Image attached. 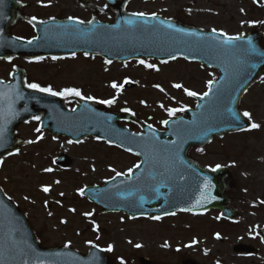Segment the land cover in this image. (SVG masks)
<instances>
[{
	"label": "rangeland",
	"instance_id": "rangeland-1",
	"mask_svg": "<svg viewBox=\"0 0 264 264\" xmlns=\"http://www.w3.org/2000/svg\"><path fill=\"white\" fill-rule=\"evenodd\" d=\"M32 2L35 10L29 13L35 16L90 18L76 0ZM127 11L177 18L229 36H243L255 29L264 32V0H135ZM102 17L101 21L114 20L108 11ZM25 33L24 27L13 32L17 36ZM19 60L0 61V73L8 75L21 65L27 74L51 84L55 91L75 88L93 97L94 102L115 100L111 106L103 105L137 117V124L124 123L136 133L141 132L143 123L162 131L163 121L195 107V97L184 89L201 96L218 76L215 70L181 59L116 65L98 58L37 64ZM147 64L154 67L147 68ZM126 81L136 83L137 89L125 91L122 86ZM113 83L118 87L113 88ZM177 83L183 87L175 88ZM68 97L70 105L79 98ZM240 108L251 114L253 122L260 125L258 129L216 138L206 149L190 152L205 168L226 167L235 174L236 190L229 192V197L240 217L231 223L215 211L198 217L177 215L164 221L100 213L97 205L82 198L81 189L100 185L117 173L128 176L138 159L94 139L75 146L66 137L55 138L50 146L53 151L45 156L36 155L42 146L33 142L23 156L4 162L0 185L28 215L29 224L47 248L68 246L87 253L96 245L106 250L113 264H140V258H148L151 264H183L189 259L200 264H264V240L258 234L264 229V80L247 92ZM172 109L180 111L169 115ZM58 158H66L67 164L59 165ZM49 168L51 172L45 171ZM44 187L50 192L45 193ZM110 246L113 251H107ZM240 247L244 249L240 251Z\"/></svg>",
	"mask_w": 264,
	"mask_h": 264
},
{
	"label": "water",
	"instance_id": "water-1",
	"mask_svg": "<svg viewBox=\"0 0 264 264\" xmlns=\"http://www.w3.org/2000/svg\"><path fill=\"white\" fill-rule=\"evenodd\" d=\"M97 1L101 0H78V3L90 7ZM105 1L107 8L115 11L113 24H102L96 19L83 24L76 19L46 23L32 20L37 38L28 44L10 34L24 19L21 5L16 0H2L0 58L22 56L35 60L77 53L99 56L112 63L185 58L219 71L221 77L212 83L210 95L204 99L197 97L195 109L169 120L167 132L160 133L145 125L144 133L135 134L120 124L136 122L130 114L113 113L86 100L79 101L80 107L73 112L58 96L35 97L24 89L19 70L9 85L0 83V161L22 147V143L16 142L17 127L34 114L44 112L41 127L52 135L69 137L74 143L94 137L140 158L141 167L131 177L116 176L100 187L83 189V196L100 206L102 213H125L134 219L216 209L221 210L222 216L236 219L238 212L228 207L227 197L236 188L234 174L223 167L204 169L191 159L190 151L205 149L216 136L250 129L252 121L243 117L239 106L247 90L264 77V34L255 31L227 44L225 33H207L158 15L154 20L151 16H133L125 12L126 4L132 0ZM129 20L136 23L129 25L126 23ZM177 28L183 31L177 32ZM134 87L132 83L124 86ZM260 236L264 239V231H260ZM243 249L240 247V251ZM141 263L150 262L141 259ZM0 264L111 263L105 251L97 247H92L88 255L67 247L44 248L27 216L0 189ZM184 264L197 263L189 260Z\"/></svg>",
	"mask_w": 264,
	"mask_h": 264
},
{
	"label": "flooded vegetation",
	"instance_id": "flooded-vegetation-1",
	"mask_svg": "<svg viewBox=\"0 0 264 264\" xmlns=\"http://www.w3.org/2000/svg\"><path fill=\"white\" fill-rule=\"evenodd\" d=\"M21 2L24 5L25 12L28 13L29 16L35 17L36 19H43V20L49 19V17L35 16L33 13L32 14L29 13L30 10H33V11L35 10V7L33 6L32 0H27V1L21 0ZM103 4L104 3H100V5L102 7L98 6V7H100L99 10L101 12V15H100L101 19H103V17H102L103 13L106 12V10L103 8ZM86 11L89 12L90 18H91L93 12H91L90 10H86ZM54 17L65 18V16H61V15L60 16H54ZM66 17H70V16H66ZM85 20H87V19H85ZM19 27H24L25 31H27V33H25L24 35H21L22 38L29 40V39L34 37V30H32V27L29 23L19 24V25H17V27L14 28L13 31L16 33L17 29ZM28 31H31V33H29ZM76 57H80V56H76ZM73 58H67L66 57V58L56 59V60H53V59H51V60H40V62H47V61L62 62V61H70ZM11 60H13V59H10V61ZM19 61L24 62L22 60H19ZM24 63L26 64V62H24ZM11 75H12L11 72L8 75L0 73V79L3 80L4 82L8 83L11 80ZM29 83H37L41 87H51L52 88L51 84L45 83L42 81L40 82V80H38L35 77H32L31 75L27 74L25 77L26 86H24V89L28 92H33L35 97L38 96L41 99L43 98V96H44V98H46V96L48 94L37 92L35 90L28 88L27 85ZM35 97H34V99H35ZM68 98L69 97H66L65 100L67 101ZM35 100L37 101V98ZM37 116L40 117L39 120L34 119V117H37ZM43 116H44V112H39L37 114H34L32 116L33 117L32 120L30 122L24 123L18 127L17 136L19 139H23L26 142V145H25V147H23L22 151H20L16 155H12V157L7 158L6 161L10 160L12 158H17V157L23 156V154L27 151L26 148H28V147L31 148L33 146V142L37 143V146H42L41 148H38V150L36 151L38 153H36V155L45 156V155L51 154V152L53 151V148H51L50 146L55 141V138L51 134L47 133L46 131H44V130L42 131V129L40 127V123H41V119H43ZM37 129H40V131H37ZM29 141H32V143H29ZM42 142L44 143L43 145L38 144V143H42Z\"/></svg>",
	"mask_w": 264,
	"mask_h": 264
},
{
	"label": "snow or ice",
	"instance_id": "snow-or-ice-1",
	"mask_svg": "<svg viewBox=\"0 0 264 264\" xmlns=\"http://www.w3.org/2000/svg\"><path fill=\"white\" fill-rule=\"evenodd\" d=\"M0 2H2V0H0ZM132 15H133V16H138V17H144V18H147V15H148V14H146V13H144V12H139V13H132ZM33 19H35V18H33ZM69 19L71 20V19H73V18H72V17H69ZM151 19H153V20L156 19V15H155V14H152ZM76 22L79 23V24H83V23H84V21H82V20H77ZM89 23H92V22L89 21ZM126 23H128L129 25H133V24H135L136 22H135V21H132V20H129V21H126ZM169 27H171V25H169ZM176 31H177V32H182L183 30L177 28ZM212 31H213V32H216L215 29H213ZM220 35H225V34H224V33H220ZM241 39H242V37H240V36H235V37H233V36H228V37H227V40L225 41V43H227V44H231L233 41H238V40H241ZM27 43H28V44H32L33 41H32V40H28ZM250 43H251V42L249 41V44H250ZM53 59L55 60V59H58V58H57V57H53ZM173 59H175V57H173ZM108 63L111 64V61H108ZM140 63H141V64H145V62H144L143 60H141ZM146 67L151 69V68H153L154 66H153L152 64H147ZM157 71H159V69H157ZM0 83H3V82L0 81ZM126 83H127V81H126ZM111 86H112L113 88H117V87H118L117 84H115V83H113ZM173 86H174L175 88H177V89H181V88L183 87V86H182L181 84H179V83H177V84H175V85H173ZM27 87L30 88V89H32V90H35V91H37V92L47 93L48 95H51V96H61V97H65V98H66L67 96H75V97H79L81 100H88V101L94 100L93 97H91V96H87V97H86V96H84V95L82 94V92H81L80 90H77V89H75V88H67V89H64L63 91L58 92V91H54L51 87H41V86H40L39 84H37V83H29V84L27 85ZM208 88H209V92H205L203 95L199 96L200 99H204L205 97H207V96L210 95V93H211V89H212V83H211V82H209V84H208ZM160 90L163 91L162 88H161ZM184 90H185V92L187 93V95L190 96V97H197V96L199 95V94H198L197 92H195V91H190V90H187V89H184ZM96 103H99V104H106V105L111 106V105H113V104L115 103V100H111V99H110V100H98V101H96ZM161 107H163V105H161ZM72 111L75 112L76 109L73 108ZM126 111H127V110H126ZM177 111H180V109H172V110L169 111V115H174ZM234 115H235V114H234ZM242 115H243V117H247L249 120H251V114H250L249 112H244ZM34 119L39 120L40 117L37 116V117H34ZM109 119H111V117H109ZM163 123H164L165 125H167V124H168V121L165 120V121H163ZM148 127L151 128V125H148ZM259 127H260L259 124L252 123L251 126H250V129H258ZM37 131H40V129H37ZM153 135H155V133H153ZM29 143H32V141H29ZM172 143L174 144L175 141H173ZM2 163H3V161H0V164H2ZM135 167L138 169V168L141 167V165H140V164H137ZM45 171L51 172L52 169H51V168H49V169H45ZM113 171H114V170H113ZM117 175H121V173H117ZM127 175H128L129 177H131V176H132V170H129V172L127 173ZM57 183H59V181H57ZM43 191H44L45 193H48V192H50V188H49V187H44V188H43ZM80 194L83 195V191H81ZM182 210H183V209H182ZM73 211H74V210H73ZM170 214L174 215L175 213H170ZM86 215H90V214H86ZM152 219L158 221V220L161 219V217H160V216H153ZM219 238H220V237H219V234H217V239H219ZM167 246H168V245L166 244L165 247H167ZM191 246H192V245H188V247H191ZM136 247L139 248V247H141V245L137 244ZM107 251H113V248L110 246V247L107 249ZM121 264H123V261H121Z\"/></svg>",
	"mask_w": 264,
	"mask_h": 264
}]
</instances>
